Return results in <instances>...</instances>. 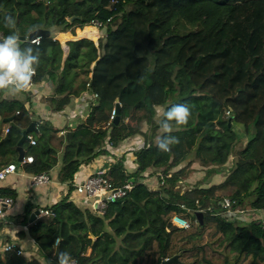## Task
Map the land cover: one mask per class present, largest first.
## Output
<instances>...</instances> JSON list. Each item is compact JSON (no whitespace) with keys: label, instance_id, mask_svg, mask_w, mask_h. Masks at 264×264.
<instances>
[{"label":"trees","instance_id":"16d2710c","mask_svg":"<svg viewBox=\"0 0 264 264\" xmlns=\"http://www.w3.org/2000/svg\"><path fill=\"white\" fill-rule=\"evenodd\" d=\"M5 16L14 17L18 36H27L34 25L48 31L40 36L32 82L51 81V111L88 95L84 118L58 135L51 120L32 119L27 91H0V139L9 122L18 137L33 121L28 134L35 143L22 144L32 161L22 163L23 169L49 173L60 163L57 178L68 186L61 199L44 206L50 213L29 220L39 207L28 203L15 215L41 257L52 264L60 252L70 253L76 264H162L174 255L171 264H264V0H0L4 36ZM93 18L105 22L98 44L69 39L65 55L56 32ZM28 41L21 40L22 46ZM174 104L189 105L192 114L171 133L179 143L161 152L158 108ZM135 135L143 141L132 149L130 167L124 155H112L101 166L113 184L131 181L122 198L103 210L82 194L78 201L71 198V180L82 164L110 155ZM6 150L15 156L14 145ZM192 163L227 174L215 185L182 188L178 181ZM152 178L157 185L148 182ZM222 186L231 209L247 205L252 219L226 217L219 205L224 195L216 193ZM0 193L15 195L6 187ZM206 202L213 210L204 209ZM201 208L199 221L195 211ZM173 215L190 226L170 223L167 231ZM0 264L42 262L12 250L0 252Z\"/></svg>","mask_w":264,"mask_h":264},{"label":"crops","instance_id":"0c3cea01","mask_svg":"<svg viewBox=\"0 0 264 264\" xmlns=\"http://www.w3.org/2000/svg\"><path fill=\"white\" fill-rule=\"evenodd\" d=\"M62 33V39L64 43L73 35L70 29L60 31ZM56 35H59V33ZM62 40V41H63ZM68 49V48H67ZM52 83L49 80L42 81L40 83H33L28 90L31 99L26 103L29 108L32 119L37 120L39 118H47L52 121L54 125L60 128L58 135H63L68 128H74L76 124L81 122L86 113V100L87 94H80L74 97L70 104L60 111H51L46 97L51 93ZM9 122L3 129V136L0 139V163L4 162V167L8 163H15L16 169L12 172L6 173L3 180V187L12 189L15 191V195L12 196L13 204L6 210L5 216L0 220V240L11 241L17 244L26 257H41L39 250L34 243L33 238L29 235L27 226L16 222L15 215L21 213L28 203L35 205L36 207H44L45 205L52 204L61 199L67 192V182H61L57 178L60 163L55 165L50 172V181L48 183H39L31 185V173L26 172L23 169L22 164L17 160L18 151L13 156L11 151L5 149L10 148L13 145L17 146L18 139L21 137L17 135L13 130L6 131V128L11 124ZM29 135V134H28ZM124 140L119 145L110 149V155H100L88 164H82L78 171L74 174L78 180L83 179L94 169L101 167L104 163H109L113 160L112 155H118L125 151ZM140 146V145H139ZM137 146V147H139ZM130 156V162H132L133 156L131 153H125V157ZM7 161V162H6ZM78 195L76 192L71 193V198L78 201ZM84 201H86L84 199ZM42 264H52L49 259L43 257L40 258ZM44 259V260H43Z\"/></svg>","mask_w":264,"mask_h":264},{"label":"clouds","instance_id":"9594fccd","mask_svg":"<svg viewBox=\"0 0 264 264\" xmlns=\"http://www.w3.org/2000/svg\"><path fill=\"white\" fill-rule=\"evenodd\" d=\"M3 23L9 34L0 35V91L17 95L29 89L36 74L40 64L39 45L42 38L38 35V26H31L27 31L33 38L22 46L14 17L5 16ZM191 114L187 104H174L167 110H160L161 136L157 139L159 151L169 152L172 146L179 143V139L171 133L175 128L187 125ZM55 259L56 264H76L68 252H60Z\"/></svg>","mask_w":264,"mask_h":264},{"label":"built area","instance_id":"2783aa9c","mask_svg":"<svg viewBox=\"0 0 264 264\" xmlns=\"http://www.w3.org/2000/svg\"><path fill=\"white\" fill-rule=\"evenodd\" d=\"M108 20V19H107ZM95 28L97 30V37H101L100 31H102L105 27V22L99 20L97 18H93L88 21L85 27ZM84 27V28H85ZM33 82L31 81V85ZM30 85V86H31ZM115 107L112 108L109 115V120H113L115 118ZM10 126L6 128V131H9ZM29 142L31 144L35 143V140L29 135ZM32 161V155H24L22 161L19 163L22 164L24 162ZM16 169L15 163H8L4 167L0 168V189L3 187V180L8 172H12ZM107 169L103 167H98L87 174L83 179L78 180L74 175L71 183L73 185V190L84 196V199L91 200L92 208H97L103 210L108 202L115 201L117 199L122 198L127 191L132 187L131 181L127 180L125 183L121 185H115L109 179L107 173ZM50 181V176L48 173H37L31 174V185L39 184V183H48ZM13 197L10 195L0 193V220H2L5 216L6 210L13 204ZM219 205L221 207L226 208L227 211L232 213V209L230 207L231 200L228 196H224L220 201ZM213 208V206H212ZM206 209V208H205ZM38 212L35 217H40L42 215H46L50 213V209L39 207ZM203 211L202 209H198ZM264 221V219H263ZM174 224L181 229H186L190 226V221L181 216V215H173L171 219L167 222L165 229L169 231V224ZM92 240L95 239L94 236L91 237ZM57 240L55 241V243ZM15 250L17 254H23L22 249L15 243L11 241H3L0 240V252L12 251ZM167 258H164V260ZM76 262V261H75Z\"/></svg>","mask_w":264,"mask_h":264},{"label":"rangeland","instance_id":"374dc122","mask_svg":"<svg viewBox=\"0 0 264 264\" xmlns=\"http://www.w3.org/2000/svg\"><path fill=\"white\" fill-rule=\"evenodd\" d=\"M85 25L82 26V27H79L77 24H75V25L72 26V28H70V31H72V34L73 35H78L79 34V36H83V35L84 36L85 35L90 36L91 35V27L90 28L88 26L85 27ZM58 32L59 31H57L56 33H58ZM100 33L103 35V30L100 31ZM98 39H97V41L95 43L96 45L98 44ZM161 109H162L161 107L158 108V112H157L158 115H160V110ZM237 131H239L238 128H237ZM125 140H126V142L124 144L125 145V151H124V153H119L118 155H115L116 157H119V156H122V155L125 156V153H131L132 152V149H134L137 146L141 145L142 144V141H143L142 137L141 136H138V135H135V137L133 136V137H130V138H126ZM243 143H245V138L244 139L242 138L241 143H240V145L237 148L241 147L243 145ZM130 158L131 157L129 155L127 157H125L124 164L127 167H130L131 164H132L130 162ZM185 163H186V161L181 162L179 165L174 166L171 170L177 169L180 166H183ZM151 171H153V170H151ZM226 174L227 173L224 172V171L207 173L203 169V166L202 165H200L198 163H192L190 166H188V173H187V175L185 177H182L178 181V184L182 188L189 187L190 185H192L194 183L195 184L197 183V185L202 186V187H206V186H209V185L211 186V185H215L218 182L222 181L225 178ZM152 179L153 180H149L148 179V182L151 185H157V182H156L155 178H152ZM227 192H228V190L226 189L225 186H222L221 188H217L216 189V193L222 194L224 196L227 195ZM208 202L205 203L204 209L206 208L205 210H210L211 211V210H213L212 204H210ZM232 210H233L232 213H230L227 210L224 213L227 218H230L232 220L240 219L241 217H244L246 219H252L251 217L254 215V213L251 214L252 213L251 212L252 209L250 207H247V205H245V207H244V205L242 206V205L239 204V205H236V207L234 209H232ZM246 219H244V220L246 221ZM263 224H264V221H263ZM38 257L39 256H37V257L35 256V258H38ZM40 258L41 257H39V259Z\"/></svg>","mask_w":264,"mask_h":264},{"label":"water","instance_id":"95a60500","mask_svg":"<svg viewBox=\"0 0 264 264\" xmlns=\"http://www.w3.org/2000/svg\"><path fill=\"white\" fill-rule=\"evenodd\" d=\"M72 19H73V17L71 16L70 17V20H72ZM47 33H48V31L47 30H43V29H39V31H38V35L39 36H41L42 34H47ZM61 35H62V33L60 32L59 35H56L55 36V38L59 39L61 41V43L63 44V46L65 48V55H66L67 50H68L67 49L68 46L66 45V42L69 39H78V38H81V37H87V38L92 39L95 43H96V41L98 39V37H97V30L95 28H92L91 29V35L90 36H88V35H85V36L84 35L83 36H72V37L68 38L65 43H64V40L61 38L62 37ZM19 38H20V40H24V39L31 40L33 37H32V35L28 34L27 36H19ZM115 108L116 109L119 108V103L118 102H116ZM34 127H35V123L33 121L30 122L29 125L25 129L22 130L21 137L18 139L16 149L18 151L17 160L20 161V162L23 159L24 150H25L22 144H23L24 141H27L29 139L28 132L30 130L34 129ZM37 212H38V210H36L33 213H31L29 220H32L33 218H35ZM195 215H196L197 219L199 221H201L202 216H203V212L201 210H197V211H195ZM173 262H177V255H174V256H172L170 258H167V259L163 260L162 261V264H171Z\"/></svg>","mask_w":264,"mask_h":264}]
</instances>
